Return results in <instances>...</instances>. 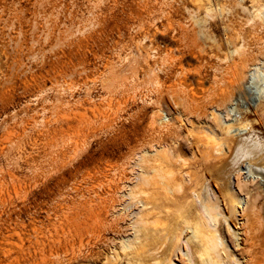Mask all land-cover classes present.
I'll return each mask as SVG.
<instances>
[{
	"label": "rangeland",
	"instance_id": "rangeland-1",
	"mask_svg": "<svg viewBox=\"0 0 264 264\" xmlns=\"http://www.w3.org/2000/svg\"><path fill=\"white\" fill-rule=\"evenodd\" d=\"M260 102L264 0H0V264H203L206 191L222 199L208 225L230 259L216 264H264ZM217 124L262 150L204 162L197 135L223 140ZM178 144L202 195L169 234L124 236L143 162Z\"/></svg>",
	"mask_w": 264,
	"mask_h": 264
},
{
	"label": "bare ground",
	"instance_id": "bare-ground-1",
	"mask_svg": "<svg viewBox=\"0 0 264 264\" xmlns=\"http://www.w3.org/2000/svg\"><path fill=\"white\" fill-rule=\"evenodd\" d=\"M254 1V0H252ZM205 27L202 26L201 27V32L205 33ZM261 103V102H260ZM259 104V103H258ZM260 105V104H259ZM261 105H264L261 103ZM261 110L263 111V106H260ZM242 123V122H241ZM245 123V122H243ZM248 123V122H247ZM237 124V123H236ZM218 125V124H217ZM245 125V124H244ZM247 125V124H246ZM220 126V132H222L225 136V138L223 140H220V141H217L215 139V137L211 134H208V135H204V133L200 134V135H197V139L199 142L202 143V149H201V153H202V156H201V159L206 162L208 161V158L209 156L211 155L212 156V153H221V150H219L218 148L221 147L220 149H223L222 146L225 145L228 149V151L232 152L231 154L233 155H229V156H225L223 158H225L224 160H226V157H232L230 159V162H229V158H228V161H225V162H229L230 163V167L235 169V165H237L240 160L243 158V157H251V156H254L255 155V151L258 149L256 147V145L254 144V142H252V140L250 138H248V136L244 137V138H241L239 140H235L233 138H231L232 136H235L236 134H239L236 133L235 135H232L230 136L227 129L228 127L226 128L225 126L222 127V125H218ZM239 127H242L240 125H237ZM238 127V128H239ZM244 128V127H243ZM241 131V130H240ZM250 133V132H249ZM248 134V133H247ZM194 135V133H193ZM238 136V135H236ZM242 137V136H241ZM253 138V137H252ZM257 138V137H256ZM254 141H255V138H254ZM256 143V142H255ZM257 143H261V142H257ZM200 143H198L199 145ZM262 144V143H261ZM260 144V146H261ZM264 144H262V147L263 148ZM260 150V149H258ZM262 150V149H261ZM260 150V151H261ZM184 151V150H183ZM224 151V150H223ZM222 151V152H223ZM264 152V150H263ZM181 153H182V146L180 144H178V146L172 148L171 150H167V149H164L163 151L159 152L158 153V156L156 159H154L151 163H148L149 161H144V165H142V171L138 177V181L139 183L144 186V188L142 189L141 191V194L143 195H146V198L144 200L141 201V203H143V210L140 211V213H138V216L139 217H136L137 218V221L135 222H131L129 223L128 225H126L125 227V230L123 231V234L127 231H131L133 229L134 231V228L138 229V231H142L144 235H147V236H150L149 233H153L154 236H159V234L163 232V234H169L170 233V230L173 229L171 228L172 226H174L177 222L179 223H183V218L186 217L188 214V211L189 209L191 208L190 206L191 205H195L194 202L192 201V199H190V192L193 191L194 194L193 195H196L197 198H200V196L202 194L201 191L200 193L197 192V188L199 186H201V180L199 177H196L194 174H189V180L187 181L188 182V185L186 186L184 184V181H183V178H182V172H181V169L183 167H185L186 163L185 161H182V158H181ZM260 153V152H259ZM230 154V153H229ZM221 155V154H220ZM258 155V154H257ZM162 157L164 159V163H165V166L164 163H160V158L159 157ZM217 156V155H216ZM193 159V158H192ZM244 159V158H243ZM257 159V158H256ZM254 160V163L257 161V160ZM212 160V159H210ZM209 160V161H210ZM217 160V159H215ZM253 160V159H252ZM223 161V160H221ZM220 161V162H221ZM242 161V160H241ZM251 161V160H250ZM213 162V161H212ZM224 162V161H223ZM224 162L221 163L223 164V166L226 164ZM253 162V161H252ZM251 162V163H252ZM260 162V161H259ZM257 162V163H259ZM218 163V161H217ZM228 163V164H229ZM241 163V162H240ZM208 165V162L206 163ZM210 164V163H209ZM216 164V162H215ZM211 166L214 165V164H210ZM209 165V167L211 168V166ZM255 165V164H254ZM204 166V165H203ZM216 166V165H215ZM218 166V165H217ZM216 167L215 168V173L216 171ZM226 166V165H225ZM261 166V165H260ZM206 167V166H205ZM208 167V169H209ZM222 165L219 167L221 168ZM228 167V166H227ZM229 167V168H230ZM264 167V166H263ZM214 168H211V170H214ZM224 168V167H222ZM227 168L229 171L230 169ZM226 169V170H227ZM232 169V170H233ZM223 170V169H222ZM220 170V171H222ZM202 171V170H201ZM219 171V170H218ZM213 172V171H211ZM210 172V173H211ZM234 172V170H233ZM222 173V172H221ZM225 173V172H224ZM228 173V172H227ZM220 174V173H219ZM232 174V173H229V175ZM203 175V174H201ZM223 175V174H221ZM228 175V176H229ZM235 176L238 177L239 175V171H236L234 172ZM217 176V175H216ZM187 177H188V174H187ZM201 177V176H200ZM205 177V176H204ZM213 177V176H212ZM218 177V176H217ZM216 177V178H217ZM225 177H226V174H225ZM225 177L223 175V180H225ZM222 177H220L221 179ZM207 179V178H205ZM219 179V178H217ZM209 182V181H208ZM215 182V181H214ZM228 183H230L229 181H227ZM235 182H236V179H235ZM218 183V182H216ZM220 183V182H219ZM227 184V183H226ZM247 184V183H246ZM245 184V185H246ZM220 185V184H219ZM223 185V184H222ZM245 185H241L239 183H237V190L238 191H241L240 188H242L243 186ZM203 186V184H202ZM205 186V185H204ZM210 186V185H209ZM229 186V185H228ZM138 187V186H137ZM218 187V185H217ZM205 188V187H204ZM208 188V187H207ZM218 188H221V187H218ZM229 188V187H228ZM246 188V187H245ZM210 189V188H209ZM223 189V192L225 191L224 188ZM158 190V191H156ZM243 191V190H242ZM161 192V193H159ZM222 192V193H223ZM227 192V191H226ZM214 194V193H213ZM232 195V194H231ZM213 196V195H212ZM228 196V195H227ZM226 196V197H227ZM222 197H224L222 195ZM221 197V198H222ZM229 197L231 198V196L229 195ZM225 198V197H224ZM228 198V197H227ZM233 198V196H232ZM231 198V199H232ZM190 199V200H189ZM216 197H215V200H213V198L211 197L210 194H208V191H206V195L204 194V197L201 198V201L200 203L198 204V210H199V213L197 214V216L199 217V219L201 220L200 221V230L201 232H199V236H200V243H201V249L203 250V254L204 255V258H203V261L204 263L203 264H216L217 262H221V260L223 261L224 258H222L221 256H226V255H221V251L222 250H225L226 247H224L225 249H222L220 250L218 248V237L216 236V233H218L219 231H217V229L213 230L210 228V226L208 225L209 224V221L210 220H214L217 216L216 215H219L216 213V211L219 209V204L220 201H217L216 202ZM219 200V199H217ZM210 202H213L211 205H210ZM238 203V201L236 202V204ZM240 203V202H239ZM238 203V204H239ZM230 205H228L229 208ZM234 206V205H233ZM111 207V206H110ZM190 207V208H189ZM70 209V208H69ZM168 209V210H166ZM107 210V209H106ZM220 210V209H219ZM231 210V209H230ZM234 210V209H232ZM231 210V211H232ZM107 212V211H106ZM214 212V213H213ZM218 212V211H217ZM107 214V213H106ZM232 214V213H231ZM186 215V216H185ZM97 217V215L95 216ZM194 217V216H193ZM187 218V217H186ZM192 218V217H191ZM94 219V218H93ZM194 220V218H192ZM190 219L191 222H193V220ZM198 219V220H199ZM95 220V219H94ZM183 220V221H182ZM187 220V219H186ZM216 220V219H215ZM96 221V220H95ZM99 221V220H98ZM97 221V223H98ZM134 221V220H133ZM173 221V222H172ZM196 221V220H195ZM169 222H172L171 224H169ZM189 220L186 221V224L189 225ZM208 222V223H207ZM96 223V224H97ZM117 224V223H116ZM174 224V225H173ZM195 224V223H193ZM124 225V224H123ZM179 225V224H178ZM176 226V225H175ZM186 226V225H185ZM190 226V225H189ZM195 226V225H194ZM121 227V225H120ZM197 227V226H196ZM111 228V227H110ZM119 228V227H118ZM183 228V227H182ZM189 228V227H188ZM192 228V227H191ZM180 229V228H179ZM117 230V229H116ZM123 230V229H122ZM121 230V232H122ZM182 230V229H181ZM180 230V231H181ZM195 230V229H194ZM192 230V231H194ZM223 230V229H222ZM197 231V230H195ZM137 233V232H136ZM197 233V232H196ZM124 234V236H125ZM182 234V232H181ZM198 234V233H197ZM220 234V233H219ZM225 234V233H224ZM223 234V236H224ZM137 236V234H136ZM134 236V237H136ZM157 236V237H158ZM171 236H172V233H171ZM180 236V234H179ZM164 237V236H163ZM166 237V236H165ZM164 237V238H165ZM144 238V237H143ZM147 238V237H146ZM162 238V239H164ZM168 238V237H167ZM171 238V237H170ZM222 238V237H221ZM160 241L158 242H161L160 244L157 243V246H162L164 245V243L162 244V240L161 238L159 237ZM169 239V238H168ZM144 240V239H143ZM170 240V239H169ZM169 240H164L163 242L165 241H169ZM179 240V238H178ZM180 241V240H179ZM153 242V241H152ZM156 243V241H155ZM170 243V242H169ZM179 243V242H178ZM186 243V242H185ZM146 244V243H145ZM148 244V243H147ZM154 245V248L152 246L151 250H150V254L151 256L154 258V260L156 259V257L158 256L157 255V249L155 247V244L153 243ZM167 246V244H166ZM164 246V247H166ZM125 248H127V246H123ZM122 247V248H123ZM129 247V246H128ZM143 247V246H142ZM163 247V248H164ZM168 248V247H167ZM134 249V247L132 248ZM144 250H146V247L144 246L143 248ZM165 249V248H164ZM135 250H136V247H135ZM162 249L160 248V251ZM159 251V250H158ZM163 251V250H162ZM227 251V249L222 253V254H225V252ZM228 252V251H227ZM159 253V252H158ZM140 254V256H142V251L141 253L138 252V255ZM227 254V253H226ZM117 255V254H116ZM115 255V256H116ZM157 255V256H156ZM164 255V254H163ZM147 256V255H146ZM160 257V256H159ZM227 258V256L225 257ZM229 258V257H228ZM227 258V259H228ZM230 259V258H229ZM228 259V260H229ZM149 260V259H148ZM150 261V260H149ZM153 261V260H152ZM157 261V260H156ZM155 261V262H156ZM226 261V260H225ZM108 262V261H107ZM106 262V264H107ZM151 262V261H150ZM154 262V261H153ZM168 263L169 264H172L171 260L169 259L168 260ZM224 263V261H223ZM157 264V263H156Z\"/></svg>",
	"mask_w": 264,
	"mask_h": 264
}]
</instances>
